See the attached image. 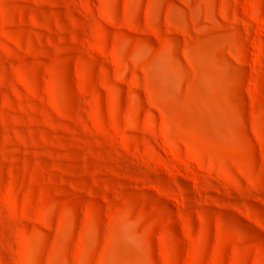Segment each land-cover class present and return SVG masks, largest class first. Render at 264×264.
Listing matches in <instances>:
<instances>
[{"label": "rangeland", "instance_id": "obj_1", "mask_svg": "<svg viewBox=\"0 0 264 264\" xmlns=\"http://www.w3.org/2000/svg\"><path fill=\"white\" fill-rule=\"evenodd\" d=\"M0 264H264V0H0Z\"/></svg>", "mask_w": 264, "mask_h": 264}]
</instances>
